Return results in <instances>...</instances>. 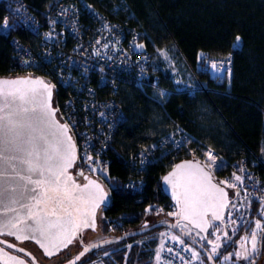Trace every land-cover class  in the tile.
<instances>
[{
	"label": "built area",
	"instance_id": "2783aa9c",
	"mask_svg": "<svg viewBox=\"0 0 264 264\" xmlns=\"http://www.w3.org/2000/svg\"><path fill=\"white\" fill-rule=\"evenodd\" d=\"M53 4V13L42 27L23 0L5 1L7 14L0 23V35L11 36L10 62L16 71L41 77L53 87L57 115L68 125L76 147V164L85 174L106 180L114 135L127 120L117 98L119 87H158L157 81L150 80L152 55L145 48L146 33L126 0H53ZM210 62L226 64L230 74L231 57ZM186 161L200 164L209 179L227 191L229 204L221 222L208 218L207 238L185 223L178 227L202 245L216 264H229L233 257L237 261L236 252L250 255L252 233L257 241L264 226V160L244 158L220 174L226 160L176 127L129 158L132 177L123 189L141 196L150 165L163 164L170 171ZM156 212L171 217V203ZM148 242L154 243L150 264H208L194 245L169 229L151 233Z\"/></svg>",
	"mask_w": 264,
	"mask_h": 264
},
{
	"label": "trees",
	"instance_id": "16d2710c",
	"mask_svg": "<svg viewBox=\"0 0 264 264\" xmlns=\"http://www.w3.org/2000/svg\"><path fill=\"white\" fill-rule=\"evenodd\" d=\"M5 1L0 2V23L7 14ZM23 1L45 27L53 0ZM126 1L146 33L145 48L152 55L150 80L158 87L122 84L118 90L127 120L117 128L110 149L111 202L103 216L119 235L141 223L142 227L148 207L167 209L170 201L161 180L168 171L163 164L149 166L141 196L123 189V183L132 177L129 158L176 127L226 160L220 174L244 158L264 160V0ZM10 40L0 35V77L22 76L11 66ZM228 57L229 78L212 76L210 61ZM117 260L123 264L124 255Z\"/></svg>",
	"mask_w": 264,
	"mask_h": 264
},
{
	"label": "water",
	"instance_id": "95a60500",
	"mask_svg": "<svg viewBox=\"0 0 264 264\" xmlns=\"http://www.w3.org/2000/svg\"><path fill=\"white\" fill-rule=\"evenodd\" d=\"M6 81L9 83H4ZM12 81H28V83H10ZM34 81H40L42 83H33ZM45 86H48V88H50V96ZM32 89L35 90L34 94L30 92V94L24 100L15 98L14 103H11L10 105H6L4 103V97L0 96V117H4L11 112L15 114V118L20 119L26 125L29 123L31 124V127H17V129L15 130L16 133H19L20 139L22 141H28V139L31 137L34 138V142L39 143V136L43 134L52 144L62 142L60 143L61 150L67 151L69 153V158L72 159L71 165L66 168L63 175L60 177L61 189L64 188L65 182L68 185V197L62 198L60 203H54L52 200L46 199V197L55 196V193L46 191L49 187L47 183L40 185L37 193L35 194L26 192L25 189H32L37 186L28 183L27 180H21L19 178L20 175H33L38 179H54V177H51L49 175L47 169L44 170L43 177L39 176L38 173L29 174L26 171H23L24 166L20 165L18 161L12 159V157L22 155V153L7 151L3 154L4 157H7V159L0 158V191L7 190L3 199L0 200V230H3L5 233L8 232L9 229L3 228L4 222L13 217H16L17 215L27 217L29 209L21 207V204H27L30 206L33 219H42L45 224L51 222L52 224L56 225V227L52 228L53 233H59L61 231L60 225H66L68 228H71L72 225L66 224V222L72 220L73 218H75L77 222L82 219H88L89 221H91L93 219L92 213L94 211L95 230H93L91 227L78 229L77 236L72 239V242L68 244L67 247H64L63 244H61L60 247L53 249L52 244L49 243L48 250L50 252H53V254L49 256H55L59 253H63L72 243L78 242L81 250L74 257L64 263L73 264L74 262V264H77L84 256L95 250L106 248L121 243L125 240L139 237L143 234L152 232L157 229H169L184 240L194 245L204 256L208 264H216L209 252L202 245L197 243L193 238H191L187 233H185L178 227V223L190 222V220L192 219L191 216H195L193 211L189 210L190 207H187L185 204L186 192H204V195L201 197L202 202L197 206V209L195 211V213H197L199 216L200 222L198 224H192L194 228L202 233L204 238H207V232L209 229L208 218L210 217L217 222H221L226 208L229 204L227 191L215 185L209 179L208 173L202 168V166L192 161H186L177 164L173 169L168 171L161 180V190L163 194L168 198V200H171L180 209L179 219L174 218L172 221L160 220L152 224L147 222L138 229L124 232L116 237L100 240L92 244H85L83 242V236L85 232L97 231L98 211L101 207L107 208L109 206L110 198L107 195L106 191L103 189L102 185L95 180L89 179L83 185H78V183L73 180L72 171L77 163V151L73 139L71 138L70 144L68 142L67 137H71L69 132L64 134L62 132V129L57 128V125L64 124L58 120L56 115L57 111L52 106V101L54 98L53 87L41 77H0V91L14 92L16 90L23 91ZM13 99L14 98L12 96L7 97L8 101H13ZM49 108L52 110L51 112L48 111ZM25 109H27V111H25ZM43 113H47L45 123H41L39 120ZM6 123V120H0V137H4L5 135V131L3 130L2 126ZM14 134L15 133H8V136L11 137ZM43 162L44 157L43 153H41V163L43 164ZM51 163L63 164V160L57 157L56 159L52 160ZM53 170L56 171L55 168ZM166 177L169 178L168 181L165 180ZM174 185H176V187H174ZM13 187L17 189L15 193L11 191ZM217 189H220L222 191H217ZM21 193H24V195H21ZM32 195H36L43 202L37 204V201L35 199L29 198ZM101 196L103 197L102 202H100L99 207H95L96 202L101 200ZM13 197L20 201V203L12 204L11 199ZM5 205L10 208H15L16 211H8L7 215H3L2 213L4 212ZM186 208L189 210V213L187 212ZM69 213L71 215H69ZM216 217L219 218L217 219ZM32 223V220H26L25 223L18 224L16 229L10 230L13 233L19 235L31 236L32 233L27 231V225ZM18 229H24L25 231L18 232ZM36 235L37 238H39V234L37 233ZM1 237H12L16 242H22L16 239V235H0V241L4 242L0 244L6 247H8V244L12 243L4 240ZM61 239H63V236L61 237ZM263 239L264 228L260 233L258 255L252 264H256L261 258ZM23 241L32 242L45 253L44 248H42L40 243H38L36 240L29 238ZM57 243H59V241H57ZM93 245H95V247H93ZM209 245H212V243L209 242ZM86 246L90 250L83 256H81L79 260H77L76 257L84 250ZM8 248L29 257L34 264H38L34 257L28 251L16 245H14V247ZM25 253H28V255H25ZM0 264L28 263L24 258L0 248Z\"/></svg>",
	"mask_w": 264,
	"mask_h": 264
},
{
	"label": "snow or ice",
	"instance_id": "6c2138e0",
	"mask_svg": "<svg viewBox=\"0 0 264 264\" xmlns=\"http://www.w3.org/2000/svg\"><path fill=\"white\" fill-rule=\"evenodd\" d=\"M240 37H236V41H240ZM4 83H9V82H4ZM10 83H28V81H12ZM33 83H42L40 81H34ZM46 90L49 92V96L51 95L50 88L48 86H45ZM30 92L32 94L35 93V90H16L14 92L9 91V92H4L0 91V96L4 97V103L6 105H10L11 103H14L15 98H19L20 100H24ZM12 96L14 99L13 101H8L7 97ZM27 111V109H25ZM49 112L52 110L49 108ZM46 117L47 113H43L41 117L39 118L41 123L46 122ZM0 120H6L7 123L4 124L3 130L5 131L4 137H0V158L7 159V157H4V153L7 151H13L17 153H22V155H17L12 157V159L18 161V163L23 167V171H26L29 174L32 173H38L39 176L43 177L44 176V170L47 169L49 172V175L51 177H54V179H38L35 178L33 175H20L21 180H27L28 183L34 184L37 187L32 188V189H25L26 192H31L33 194L37 193L39 186L47 183L49 187L47 188V192H52L55 193V196H49L46 197V199L52 200L54 203H60L62 198H67L68 197V185L65 182L64 183V188L61 189L60 184L61 180L60 177L63 175L64 171L66 170L67 167H69L72 163V159L69 158V153L67 151H62L60 148V143L58 142L57 144H52L48 141L47 137L43 134L39 136V143L34 142V138H29L28 141H22L20 139L19 133H16L15 130L17 127H31V124H25L23 121L20 119L15 118V114L13 113H8L4 117H0ZM57 128L62 129V132L66 134L68 132V125H57ZM8 133H15L13 136L9 137ZM68 142L70 144L71 142V137H67ZM41 153H43L44 157V162L43 164L41 163ZM59 157V159L63 160V164H52L51 161ZM208 158L211 160L213 157L209 153ZM56 169L54 171L53 169ZM15 170V169H14ZM70 179V178H69ZM168 177L165 178L166 181H168ZM237 180H239V177H236ZM176 187V185H174ZM5 191H0V200L3 199L5 195ZM13 193L17 191L15 187L11 189ZM217 191H222L220 189H217ZM21 195H24V193H21ZM204 195L203 191L200 192H186L185 194V204L187 207H190L193 212L196 211L197 206L202 202L201 197ZM30 199H35L37 201V204L42 203L36 195H32L29 197ZM103 197L101 196V200L96 202L95 207H99L100 202H102ZM12 204L20 203L17 199L14 197L11 199ZM21 207L28 208V215L27 217H22L17 215L16 217H13L9 219L8 221L4 222L3 228L9 229L8 232H4L3 230H0V235H16V239L23 241L26 239H34L38 243H40L41 247L44 248L45 254L46 255H52L53 252H50L48 250V244H52V248L56 249L60 247L61 244H63L64 247H67L68 244L72 242V239L77 236V230L80 228H88L91 227L93 230H95V212L93 211L92 216L93 219L89 221L88 219H82L79 222L76 221L75 218H73L70 221H67L66 224H71L72 227L68 228L66 225H60L61 231L59 233H53L52 228L56 227V225L52 224L51 222L45 224L42 219H33L32 213L30 206L27 204H21ZM8 211H13L15 212V208H10L7 205H5L4 212L2 213L3 215H7ZM69 215H71L69 213ZM217 219L219 217H216ZM26 220H32L33 223L27 225V231L32 233L31 236L28 235H19L16 233H13L10 229H16L18 224L25 223ZM35 225V226H33ZM147 226V225H145ZM260 225L257 223V228H259ZM25 231L24 229H18V232H23ZM39 234V238H37L36 234ZM163 235V234H162ZM63 236V239L61 237ZM174 240H177L176 237H173ZM59 241V243H57ZM177 242H181L178 241ZM255 242H256V233H252V247L253 251H255ZM0 243H4L3 241H0ZM8 247H14L12 244H8ZM95 247V245H93ZM218 245L214 246L212 249L213 254L216 251V248ZM90 249L86 246L84 250L76 257L77 260L80 259L81 256H83L85 253H87ZM190 250V249H189ZM171 251V249H169ZM25 255H28V253H25ZM193 255H196L193 253ZM235 256L237 259H248V254L241 253V252H236ZM211 258V257H210ZM15 259V258H13ZM159 253L157 254V260L159 261ZM74 264V262H73Z\"/></svg>",
	"mask_w": 264,
	"mask_h": 264
},
{
	"label": "rangeland",
	"instance_id": "374dc122",
	"mask_svg": "<svg viewBox=\"0 0 264 264\" xmlns=\"http://www.w3.org/2000/svg\"><path fill=\"white\" fill-rule=\"evenodd\" d=\"M163 57L167 60L170 61L169 58L163 54ZM208 71L214 76L216 74L222 76L223 74H227V66L226 64L218 63L215 62L213 64L207 65ZM173 73H176V68H173ZM228 77V74L226 75ZM181 83V82H180ZM187 80H182V85H186ZM74 174L78 179L82 176H84V171L83 167L81 165L76 166L74 169ZM95 180H98V182L103 186L104 190L106 192L110 193V189L108 185L110 186V182L108 179L105 180V177L100 179V177H91ZM100 180V181H99ZM103 180V181H102ZM102 181V182H101ZM108 183V184H106ZM264 207V204L262 205ZM148 207L147 208V217L142 221L143 223H154L160 220H168L170 219L168 214L165 213H157L156 210L158 207ZM152 209V215L150 214V210ZM98 229L96 232H87L83 236V242L85 244H92L100 240L116 237L119 234L115 232L113 226H109L106 224L104 216H103V211H99L98 213ZM142 225L139 224L135 229L140 228ZM264 227V226H263ZM262 227V229H263ZM160 231V230H159ZM155 232V231H153ZM149 232L146 234H143L139 237L133 238V239H128L125 240L121 243L98 249L90 254L84 256L78 264H108L111 262V264H118L117 257L119 254L124 255V261L123 264H150L151 259L153 258V252L150 250V248L154 245L153 242H148V238H150L151 233ZM259 237V236H258ZM21 243L22 249H25L29 253L32 252V255L35 256L37 260L40 259V257L37 256V253L35 252V247L29 244H24L25 241L19 242ZM264 246V245H263ZM81 250V247L79 243H73L71 247H69L66 251L61 253L57 259H55L53 262H63L64 260H67L70 256H72L74 253H77L78 251ZM256 252L252 250V253ZM233 255V254H232ZM69 260V259H68ZM227 262L229 264H249L251 263V256L248 254V259H238L237 261L234 259H228ZM258 264H264V247H263V253L260 261Z\"/></svg>",
	"mask_w": 264,
	"mask_h": 264
},
{
	"label": "flooded vegetation",
	"instance_id": "af4514ba",
	"mask_svg": "<svg viewBox=\"0 0 264 264\" xmlns=\"http://www.w3.org/2000/svg\"><path fill=\"white\" fill-rule=\"evenodd\" d=\"M47 82V81H46ZM54 90V89H53ZM52 106L55 108V94H54V98H53V101H52ZM56 115H57V113H56ZM57 118H58V120L61 122V123H63L61 120H60V118H59V116L57 115ZM72 178H73V180L76 182V183H78V185H83V184H85L89 179H92V180H95V179H93V178H91V176H89V175H87V174H84V176H82V177H80L79 179H78V177H76V175L74 174V171H72ZM95 181H97L98 182V180H95ZM103 187V186H102ZM104 189V188H103ZM106 191V190H105ZM107 193V195L109 196V198H110V202H111V195H110V193H108V192H106ZM170 201V203H171V206H172V210H173V214L171 215V219L173 220L174 218H176V219H179L180 218V209H179V207L177 206V205H175L171 200H169ZM104 209H106V208H104V207H101L100 209H99V211H103ZM186 210H187V212L189 213V210L191 211L192 209L191 208H189V210L186 208ZM99 211H98V213H99ZM194 213V215L195 216H191V220H190V222H180V223H178V225L179 224H181V223H185L186 225H188L189 227H191V228H194L193 226H192V224H198L199 222H200V220H199V216H198V214L197 213H195V212H193ZM196 217V218H195ZM207 218V217H206ZM171 220V221H172ZM97 222H98V214H97ZM99 226V225H98ZM98 226H97V229H98ZM264 228V227H263ZM194 229H196V228H194ZM197 230V229H196ZM261 231H262V229H261ZM261 231H260V233H261ZM87 232H90V231H86L85 232V234L87 233ZM94 233V232H93ZM208 233V232H207ZM260 233H259V237L257 238V241H256V244H255V249H256V252H255V254H254V252L252 253V251H250V256H251V263H249V264H252L253 263V261L256 259V257H257V255H258V243H259V238H260ZM1 238H3L4 240H6V241H8V242H10V243H12V244H14V245H16V246H18V247H20V248H22L21 247V243H19V242H16L15 241V239L14 238H12V237H1ZM74 243H76V242H74ZM78 243V242H77ZM24 244H29V245H32L33 247H35V252L37 253V256L38 257H40V259L39 260H37L36 258H35V256L34 255H32V252L30 253L33 257H34V259L36 260V262L38 263V264H64L65 262H67L68 261V259L70 260L72 257H74L77 253H74L72 256H70L67 260H64L63 262H56V263H54L53 261L55 260V259H57L58 257H59V255L61 254V253H59L58 255H55V256H49V255H46L41 249H39L35 244H33L32 242H30V241H25V243ZM73 244V243H72ZM72 244L69 246V247H71L72 246ZM263 245H264V239H263ZM262 245V253H263V246ZM68 247V248H69ZM0 248H2V249H5L6 251H8V252H10V253H12V254H15V255H17V256H19V257H22V258H24L25 260H26V262L28 263V264H34L33 262H32V260L29 258V257H27V256H24L23 254H21V253H19V252H16V251H14V250H12V249H10V248H8V247H6V246H3V245H1L0 244ZM67 248V249H68ZM66 249V250H67ZM25 250V249H24ZM65 250V251H66ZM90 254V253H89ZM88 255V254H87ZM261 257H262V255H261ZM261 259V258H260ZM260 261V260H259ZM258 261V262H259ZM80 262V261H79ZM78 262V263H79ZM258 262L256 263V264H258ZM77 263V264H78Z\"/></svg>",
	"mask_w": 264,
	"mask_h": 264
},
{
	"label": "bare ground",
	"instance_id": "6f19581e",
	"mask_svg": "<svg viewBox=\"0 0 264 264\" xmlns=\"http://www.w3.org/2000/svg\"><path fill=\"white\" fill-rule=\"evenodd\" d=\"M100 179H101V178H100ZM99 181H100V180H99ZM102 181H103V180H102ZM102 181H101V182H102ZM106 184H108V183H106ZM131 192H132V191H131ZM145 223H146V222H145ZM150 224H151V223H150Z\"/></svg>",
	"mask_w": 264,
	"mask_h": 264
},
{
	"label": "crops",
	"instance_id": "0c3cea01",
	"mask_svg": "<svg viewBox=\"0 0 264 264\" xmlns=\"http://www.w3.org/2000/svg\"><path fill=\"white\" fill-rule=\"evenodd\" d=\"M211 74V73H210ZM212 75V74H211ZM217 75V74H216ZM213 76V75H212ZM215 76V75H214ZM230 75H228V78H229Z\"/></svg>",
	"mask_w": 264,
	"mask_h": 264
}]
</instances>
